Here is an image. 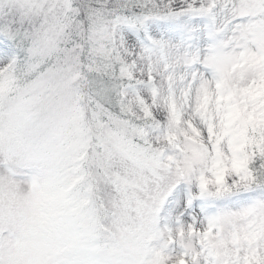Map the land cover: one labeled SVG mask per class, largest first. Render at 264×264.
Instances as JSON below:
<instances>
[{"label":"snow or ice","instance_id":"obj_1","mask_svg":"<svg viewBox=\"0 0 264 264\" xmlns=\"http://www.w3.org/2000/svg\"><path fill=\"white\" fill-rule=\"evenodd\" d=\"M0 264H264V0H0Z\"/></svg>","mask_w":264,"mask_h":264}]
</instances>
